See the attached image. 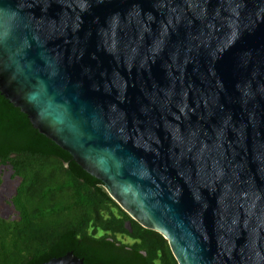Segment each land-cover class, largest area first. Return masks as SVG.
Masks as SVG:
<instances>
[{
    "label": "water",
    "instance_id": "95a60500",
    "mask_svg": "<svg viewBox=\"0 0 264 264\" xmlns=\"http://www.w3.org/2000/svg\"><path fill=\"white\" fill-rule=\"evenodd\" d=\"M0 94L177 264H264V0H0Z\"/></svg>",
    "mask_w": 264,
    "mask_h": 264
},
{
    "label": "trees",
    "instance_id": "16d2710c",
    "mask_svg": "<svg viewBox=\"0 0 264 264\" xmlns=\"http://www.w3.org/2000/svg\"><path fill=\"white\" fill-rule=\"evenodd\" d=\"M4 172L18 181L5 198L12 211L0 214V264H41L67 251L85 264H177L161 234L0 94V186Z\"/></svg>",
    "mask_w": 264,
    "mask_h": 264
},
{
    "label": "rangeland",
    "instance_id": "374dc122",
    "mask_svg": "<svg viewBox=\"0 0 264 264\" xmlns=\"http://www.w3.org/2000/svg\"><path fill=\"white\" fill-rule=\"evenodd\" d=\"M17 179H9L8 172L3 174V183L0 186V214L6 216L12 211L9 204L5 202V198L13 193Z\"/></svg>",
    "mask_w": 264,
    "mask_h": 264
}]
</instances>
